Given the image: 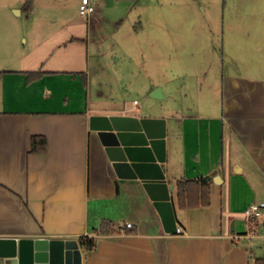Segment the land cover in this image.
Wrapping results in <instances>:
<instances>
[{
	"label": "crops",
	"instance_id": "obj_1",
	"mask_svg": "<svg viewBox=\"0 0 264 264\" xmlns=\"http://www.w3.org/2000/svg\"><path fill=\"white\" fill-rule=\"evenodd\" d=\"M38 1L32 9L26 0L0 8V237L94 238L93 250L80 243L83 264H251L264 252V218L238 222L241 197L233 191L237 174L247 173L253 198L240 206L264 201V0H229L239 10L228 12L225 26L227 59L236 68L214 65L207 91L222 92L220 103L205 100L204 113L176 104L174 113L149 115L131 112L126 93H112L122 78L121 50L146 75L145 44L125 39L123 30L145 0H93L100 11L91 16L49 0L39 8ZM138 12L139 39L150 10ZM93 114L167 118L166 177L174 184L178 233L164 231L138 180L117 176L90 128ZM34 136L46 140L45 149L33 151ZM202 176L210 178V205L181 208L177 181ZM126 200L146 204L151 215L122 218L134 209L121 204L111 216L102 213L103 203ZM0 264L17 263L0 257Z\"/></svg>",
	"mask_w": 264,
	"mask_h": 264
},
{
	"label": "rangeland",
	"instance_id": "obj_2",
	"mask_svg": "<svg viewBox=\"0 0 264 264\" xmlns=\"http://www.w3.org/2000/svg\"><path fill=\"white\" fill-rule=\"evenodd\" d=\"M18 1L25 2V0H0V8ZM49 1H53L55 6L58 5V7L61 4L63 8L70 12L79 11L80 0ZM43 3L44 0L38 1L39 8H43ZM96 7V11H100L99 6ZM18 9L19 7L15 8V12H18ZM142 9H149L150 12L144 16L145 28L142 36L138 39V33L135 31L134 25L138 20V10ZM151 9L157 10L159 13L154 14ZM232 10L239 14L238 7L233 6L229 0H198L196 3L195 1H192V3L185 2V0L143 1L139 7L133 8L125 18L123 30L129 31V38L125 39H129L130 42L134 41L136 44L141 43V41L145 44V48L140 44L139 48L144 53V72L146 75L141 73L137 58L135 60L129 59V51L121 50L120 55L122 57H119V59L121 60L120 76L122 78L120 84L115 82L112 93H126L128 109L131 112L141 110L148 115L159 114L160 110L162 112L164 110V113H174L176 104L179 107L184 106L183 109L187 113H189L188 108L204 113L201 111L210 109V105L204 103L205 100L208 103H220V93L222 92L209 93L207 91H209V76L212 73L210 70H214V65L216 68L219 66L220 70L222 68L229 69L228 65L231 66L230 68H236L235 64H232L233 61L228 60L230 54L225 42L228 41L227 37L230 36L227 27H225L228 23L227 19L232 20V18L227 17V14ZM158 14H160V17L155 21L154 17ZM242 17L244 21L249 19L247 14H243ZM261 20L264 21V16ZM260 58L262 60V56ZM150 67L153 69L152 71L149 70ZM125 68L130 70L125 72ZM123 77L126 82H122ZM124 83H127V89L121 87ZM158 89L166 96L156 97L152 95ZM135 99L137 102H134ZM200 102L201 105H199ZM246 163L244 161L246 169L249 170V164ZM239 166L242 167L241 164ZM248 179L247 173L244 175L239 173L235 180L237 190L234 189L233 196L241 197L238 205L242 209L238 210L241 212L240 214L234 215L238 222L244 218L248 221L245 215V207L240 206L242 203L245 205L246 200L253 198V194L249 190ZM261 199H264V196H261L259 200ZM92 204L96 205L95 202ZM97 205L102 207V202ZM119 205L120 209L124 206L127 207L124 208L126 211L134 209L129 217L121 216L122 218L132 217L133 219L137 216L146 217L149 214L151 215V211L146 204L140 208V203L133 202V200H126L122 203L107 202L106 205L103 203L102 213H109V215L116 213L115 211ZM92 211L94 212L95 208L92 207ZM261 218H264V211ZM261 246L264 249V241ZM257 258L264 259V252H261V250L257 252V257L253 258L251 264H256L255 260Z\"/></svg>",
	"mask_w": 264,
	"mask_h": 264
},
{
	"label": "water",
	"instance_id": "obj_3",
	"mask_svg": "<svg viewBox=\"0 0 264 264\" xmlns=\"http://www.w3.org/2000/svg\"><path fill=\"white\" fill-rule=\"evenodd\" d=\"M160 89L156 91L154 96ZM90 128L97 132L119 178L138 180L152 200L166 233H178L171 191L166 177L167 118L130 114H93ZM0 257L17 264H83L75 238L0 237Z\"/></svg>",
	"mask_w": 264,
	"mask_h": 264
},
{
	"label": "trees",
	"instance_id": "obj_4",
	"mask_svg": "<svg viewBox=\"0 0 264 264\" xmlns=\"http://www.w3.org/2000/svg\"><path fill=\"white\" fill-rule=\"evenodd\" d=\"M35 0H26L25 9H32ZM46 140L42 136L33 137V151L45 149ZM178 202L181 208L205 207L210 205V178L202 176L196 179L181 178L177 181ZM108 225V224H107ZM105 232H112L107 228ZM86 250L96 247V240L87 236L79 238Z\"/></svg>",
	"mask_w": 264,
	"mask_h": 264
},
{
	"label": "built area",
	"instance_id": "obj_5",
	"mask_svg": "<svg viewBox=\"0 0 264 264\" xmlns=\"http://www.w3.org/2000/svg\"><path fill=\"white\" fill-rule=\"evenodd\" d=\"M80 13L84 16L94 15L96 12V6L93 0H82L80 6ZM264 211V201H254L245 208V215L248 221L256 220ZM127 227H132L131 222H127Z\"/></svg>",
	"mask_w": 264,
	"mask_h": 264
}]
</instances>
